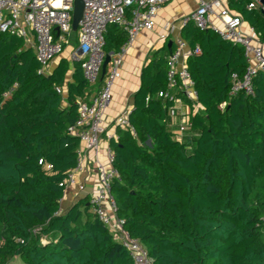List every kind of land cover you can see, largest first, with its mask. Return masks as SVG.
Masks as SVG:
<instances>
[{"label":"trees","instance_id":"obj_1","mask_svg":"<svg viewBox=\"0 0 264 264\" xmlns=\"http://www.w3.org/2000/svg\"><path fill=\"white\" fill-rule=\"evenodd\" d=\"M250 2L227 0V8L264 44L262 9ZM181 37L201 48L187 59L198 110L179 139L170 129L173 102L159 96L174 49L165 41L142 68L129 125L109 138L117 217L153 264H264V73L252 77V92L232 93L233 74L247 70L244 47L192 21ZM126 38L109 24L106 53ZM40 68L23 37L0 32V264H133L89 194L60 212L80 142L68 129L91 86L80 60L61 56L50 73Z\"/></svg>","mask_w":264,"mask_h":264},{"label":"built area","instance_id":"obj_2","mask_svg":"<svg viewBox=\"0 0 264 264\" xmlns=\"http://www.w3.org/2000/svg\"><path fill=\"white\" fill-rule=\"evenodd\" d=\"M84 11L76 31V44L70 51L72 61L80 60L84 75L95 91L87 100H78V118L69 127V134L78 137L90 151L99 152L101 136L104 133L103 114L112 99L114 82L121 76L120 64L127 46L133 43L142 30H152L162 5L169 0H83ZM249 8H263L261 0H251ZM74 0H0V32L17 34L32 46L41 68L39 73H46L48 64L62 54L71 44L72 11ZM214 16L219 17L221 25L213 24ZM201 29L212 28L222 38L244 47L248 62L243 76L233 74L232 93L241 90L252 92L251 79L258 72L264 73V44L255 29L244 25L241 15L230 12L222 0H201L198 7L186 18ZM117 23L124 28L126 40L118 52L110 53L101 87L97 84L101 77L102 66L108 55L104 49L105 35L109 24ZM56 35V36H55ZM199 46H190L185 39L177 37L174 49L168 57V89L159 96L173 102L168 109L171 120L180 117L178 137L191 126L192 110H198L199 94L187 59L199 54ZM62 92L61 87L56 88ZM224 105V104H223ZM118 125H129L128 112L118 119ZM172 125V122H171ZM106 163L98 162L93 169L99 180L96 191L90 195V203L100 221L128 249L133 264H153L146 246L133 237L123 226V220L117 217L116 203L111 193L112 183L120 179L119 172L113 165L114 152L108 146ZM50 168L51 166L48 165ZM85 154L78 152L76 165L67 173L62 182L65 193L69 186L77 185L79 191L85 185L77 182V174L85 171ZM62 201V199H61Z\"/></svg>","mask_w":264,"mask_h":264},{"label":"crops","instance_id":"obj_3","mask_svg":"<svg viewBox=\"0 0 264 264\" xmlns=\"http://www.w3.org/2000/svg\"><path fill=\"white\" fill-rule=\"evenodd\" d=\"M200 1L169 0L165 2L155 20L154 28L140 31L133 43L127 46L123 52L120 64L121 76L114 82L111 102L103 114L104 133L101 136L99 152L96 155L94 151L87 149L84 142H79L78 150L85 154V163L88 169L78 173L76 178L78 183L85 185V190L79 191L77 185L69 186L61 201V213H65L79 197L96 191L99 180L93 169L99 161L106 163L105 151L109 146V138L117 135L118 119L123 113H129L133 106V96L140 86L142 68L165 41L173 40L174 42L177 37H181L182 27L187 23L186 18L198 7ZM222 1L227 5V0ZM212 20L213 24L221 25L219 17L214 16ZM244 25L248 26L245 22ZM67 48L69 51L72 50L69 46ZM64 52L48 64L46 73H50L56 67L61 56L70 57ZM94 91L95 87L93 86L89 89L84 100L89 99Z\"/></svg>","mask_w":264,"mask_h":264},{"label":"water","instance_id":"obj_4","mask_svg":"<svg viewBox=\"0 0 264 264\" xmlns=\"http://www.w3.org/2000/svg\"><path fill=\"white\" fill-rule=\"evenodd\" d=\"M261 3L263 5V8L261 10L262 14L264 15V0H261ZM84 11V1L83 0H74V8L72 11V30L77 31L79 22L82 19ZM173 40L168 41V47L170 50H172L173 46ZM111 59V56L108 54L104 60L103 66H102V72H101V78L104 77L107 65Z\"/></svg>","mask_w":264,"mask_h":264},{"label":"rangeland","instance_id":"obj_5","mask_svg":"<svg viewBox=\"0 0 264 264\" xmlns=\"http://www.w3.org/2000/svg\"><path fill=\"white\" fill-rule=\"evenodd\" d=\"M70 41H71V43L76 44V31L72 32V34L70 36ZM64 53L67 54V55H70L69 48H66ZM180 122H181V118L180 117H174L172 119V125H170V129H171V131L173 133H180L179 129H178V127H179L178 124H180ZM12 264H22V263H21V261L19 259H15L12 262Z\"/></svg>","mask_w":264,"mask_h":264}]
</instances>
